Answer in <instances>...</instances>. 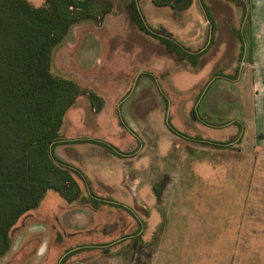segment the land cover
Wrapping results in <instances>:
<instances>
[{"label":"rangeland","instance_id":"rangeland-1","mask_svg":"<svg viewBox=\"0 0 264 264\" xmlns=\"http://www.w3.org/2000/svg\"><path fill=\"white\" fill-rule=\"evenodd\" d=\"M28 1L34 6H41L45 2V0ZM96 1L104 5L108 12L95 20L74 26L63 45L55 51L51 66L54 75L72 80L81 91L73 106L64 115L60 129L61 139L84 136L95 139L85 147L80 146V155H76L78 158L74 163L92 164L93 173L92 170L87 172L91 178L106 174L105 169L108 167L113 181L111 183L118 186L123 178V166L112 152L109 151V156L103 153L102 147L107 146L104 141L112 143L124 141L120 148L124 153L122 157L137 162L143 160L147 166L149 159L167 154L170 149L176 151L175 146L179 144L178 151L181 153L179 168L182 169L185 177L182 186L176 180H172L173 176L167 175V171L165 173L160 166L152 176L153 188L162 191L173 187L198 190L210 188L207 186L209 182L200 180V176H203L200 173L208 172L200 169V152L218 150L202 142L204 137L215 139L218 134L203 123H213L218 118L212 117L211 121L205 118L200 108V96L213 75L226 71H229L231 76L237 75L235 66L238 52L236 53L235 46L238 34L235 30L238 18L231 16L229 6L222 1L210 0L207 11L213 18L210 24H204V29L201 30L204 21L200 0H192L193 4L183 9L177 19L175 17L177 9L164 4V0H136L150 31L148 34L142 31L132 18L130 7L132 0ZM214 12L223 16L218 19L213 16ZM174 18L177 21H174ZM72 37L74 41L69 43ZM85 37L90 46L96 40L101 45L97 49H89L84 43ZM161 37L174 40L185 52L177 53L172 50L160 39ZM203 48L205 52H202ZM92 50L93 53L90 55ZM220 50H224L221 53L222 57L218 56ZM213 59L216 60L217 67L210 73V78L202 83L200 67L205 61L213 62ZM219 59L222 60L221 63H218ZM229 60L234 67L225 70L223 65L228 64ZM229 87L234 88L230 85ZM137 93L144 96L145 105L151 102L149 97L155 94L158 103L163 104L164 111L157 112L155 118L157 123L154 121L151 124L154 130L145 125L141 126L142 128L135 127L133 135L136 139L130 141L134 146H128L126 140L132 133H125V130L119 129L115 112L118 115L120 111L125 115L126 106L121 110L118 107L120 100L128 94L134 97ZM210 93L211 91L206 97ZM92 95L98 98L95 102L97 104L90 101L89 97ZM231 108L237 109L241 116L246 112L244 102L236 103ZM137 113L142 115L141 111ZM225 128L221 129L226 130ZM247 129L253 131V127L248 124ZM165 131L171 139L163 138ZM238 136L239 132L228 135L224 141H221L225 147L218 151L220 161L225 166L224 171L229 170L232 174H236V179L232 180L231 184L217 183L216 187L232 189L239 204L243 200L244 176L245 174L249 176L251 168L244 163L247 162L248 165L251 157L252 162H255L254 157L259 156V151L254 148L251 154L245 157V152L236 145L237 142H234ZM146 145L149 153L146 152ZM91 146L95 148L94 154ZM191 150L196 151V162L187 158ZM54 151L60 159L68 158L70 154L67 149L63 150L59 145ZM108 161L110 164H107ZM142 178L144 180L139 174L133 176V179L141 184ZM79 182L81 196L76 203L67 204L61 195L49 190L37 208L18 219L10 231L12 247L0 258V264H149L148 254L165 253L164 236L167 232L165 223L154 224L155 228L151 230L154 236L151 240L142 235L139 236H142L141 239L137 240L138 236L132 237V235H137L141 228L136 226L130 213L112 205L104 204L95 208L87 192V186L80 179ZM97 183H93L94 190L100 193L104 186L98 181ZM255 184L254 181V186ZM257 188H260V185ZM101 197L113 200L111 196ZM260 200V197H254V205H259ZM80 210L81 213L73 214L74 211ZM83 212L87 214H82ZM261 215L259 212H254L252 219L249 217L253 222L254 232L264 228V225H259ZM76 216L85 217L93 224L87 223L85 226L80 223L74 224L72 217ZM67 219L72 222L66 224ZM243 221V212L238 213L235 230L236 239L241 243L237 247V264H244V261H240L244 255ZM68 225L71 227L67 228ZM225 231H227L226 237H229V233L232 237L235 232L232 229ZM219 235L217 228L215 231L205 225L200 228V242L214 239ZM41 251L46 254L44 258L41 256ZM195 252L197 250L193 251ZM198 252L200 255V250Z\"/></svg>","mask_w":264,"mask_h":264},{"label":"crops","instance_id":"crops-1","mask_svg":"<svg viewBox=\"0 0 264 264\" xmlns=\"http://www.w3.org/2000/svg\"><path fill=\"white\" fill-rule=\"evenodd\" d=\"M208 1L210 0H200V10L204 21L201 24V30L204 29V24H210L213 18L207 11V7H209ZM217 1H222V3L228 5L231 10V16L238 18L235 30L238 34L235 51L238 54L235 66L237 69L236 76H231L232 74L226 71V73L213 75L209 81L210 73L217 67V64H215L216 60L213 59V62L205 61L200 67V81L204 83L206 79L208 80L207 88L200 96V108L205 118L210 121L212 117L218 118L213 123H203L218 134L215 139L204 137L202 140L204 145L212 146L218 150L200 152V169L208 171L207 173H200L203 175L202 177L200 176V180L209 182L207 186L210 188L198 190L173 187L163 191L153 188L152 176L156 172V168H160V166L165 170V173L167 171V175L173 176L172 180H176L182 186V181H184L185 177L184 172L179 168L181 167V153L178 151L179 144L175 146L176 151L170 149L169 152H166L167 154H161L162 156L157 155L149 159L147 166V163H144L143 160L137 162L136 160L122 157L124 153L120 148L124 141L118 143L104 141V144L107 146L102 147L103 153L109 156V151L112 152L123 166V178L118 186L111 183L113 181L108 167L105 169L106 174L91 178L87 172L92 170V164L87 163L82 165L78 162L74 163L78 158L76 155H80V146L84 145L85 147L90 141H94L95 139L85 136L70 137L62 139V141L85 142L59 145L63 150L67 149L70 152L68 158L61 159L82 173L83 179H79L87 186V192L95 208L105 204L122 208L130 213L136 226L141 228L138 234L132 235V237L138 236L137 240H139L142 236H146L151 240L154 236V233L151 232L155 228L154 224L159 223L161 225L165 223L167 230L164 236L166 251L163 255H151L146 252L149 264H237V247L241 241L236 239L235 229L238 213L242 212L245 224L243 237L244 255L240 261H244V264H264V228L254 232L252 229L253 222L249 220V217L252 219L254 212H259L262 214L259 225H264V0ZM192 4L193 1L189 6ZM182 10L176 11V19ZM213 16L220 19L223 14L214 12ZM176 19L174 18V21H177ZM231 34H233V31H231ZM73 41L74 37L69 40V43H73ZM84 43L88 45L89 49H97L101 45L96 40L90 46L87 43L86 37ZM223 51H219V57ZM202 52H205V48H203ZM92 53L93 50L90 55ZM221 61L219 59L218 63H221ZM223 67L225 70H231L234 66L231 65V60H229L228 64H224ZM229 85L234 86V88H230ZM210 91L211 93L206 97ZM130 96L132 95L128 94L123 97L118 106L120 110L126 106L125 115L120 111L118 115L115 112V115L119 129L125 130V133H132L126 140L127 145L134 146L130 141L136 139L133 135L135 127L142 128L141 126L144 125L151 127L154 121L157 123V120H155L157 112L164 110L163 104L158 103V97L155 94L153 97H149L151 102L148 105L144 104V96L141 93H137L134 97ZM239 102H244L245 104L246 112L243 113V116L238 114L237 109L231 108V106ZM139 111H141L142 115L137 113ZM248 120L249 123H247ZM247 124L253 127L252 132L247 129ZM222 127H226V130L221 129ZM166 131L163 133V138L171 139ZM238 132L239 136L234 142H237L238 144L236 145L245 152V157L249 153L251 154V150L254 148L259 151V156L254 157L255 162H252L253 158L251 157L248 165L247 162L244 163L245 166L251 168L249 176L247 174L244 176L243 200L239 204L237 203V196L232 189L216 187L217 183L224 185V183H230L236 179V174H232L229 170L228 172L224 171L225 166L220 161V152L218 151L225 147L221 144V141H224L228 135ZM247 147L248 150H246ZM90 148L93 153L95 148L92 146ZM105 148L108 149L105 150ZM148 149L146 145V152L149 153ZM188 155L189 161L196 162V151L191 150ZM109 161L107 164H110ZM125 165L127 168L124 167ZM91 173H93V170ZM136 174L144 177V180L142 178V184L138 180L133 179V176ZM79 179L76 178L78 184L80 183ZM97 181L104 186L100 190V193L94 190V184H98ZM254 181L256 182L255 186ZM259 185L260 188H257ZM101 193L105 196H111L113 200L102 198ZM254 197L261 198L259 205H254ZM78 200L76 199L73 202L67 201V204L76 203ZM81 212L82 210L79 212L74 211L73 214ZM86 212L82 214H87ZM72 220L74 224L80 223L84 226L87 223L93 224L90 220L81 216L72 217ZM72 220L67 219L66 224H70ZM203 225L208 228L211 227L214 231L217 228L220 235L214 239L200 242V228ZM66 227L70 228L71 226L68 225ZM226 229L235 231L232 236L233 240H231L230 233L229 237H226ZM140 235L142 236L139 237ZM86 245L89 246L90 244ZM195 250L197 252L193 253ZM198 250H200V255ZM42 251L41 256L44 258L46 254L42 253Z\"/></svg>","mask_w":264,"mask_h":264},{"label":"trees","instance_id":"trees-1","mask_svg":"<svg viewBox=\"0 0 264 264\" xmlns=\"http://www.w3.org/2000/svg\"><path fill=\"white\" fill-rule=\"evenodd\" d=\"M163 3L181 10L192 0ZM130 7L139 28L150 34L136 0ZM107 12L96 0H45L41 6L0 0V258L12 247L10 231L18 219L37 208L49 190L68 202L80 196L76 178L83 179L82 173L54 150L85 142L60 136L64 115L81 91L72 80L54 75L51 66L74 26ZM160 39L185 52L174 40Z\"/></svg>","mask_w":264,"mask_h":264}]
</instances>
